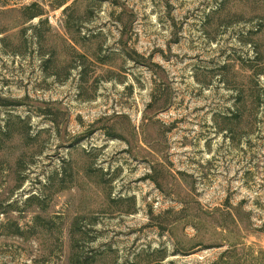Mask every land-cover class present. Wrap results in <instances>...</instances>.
<instances>
[{"label": "rangeland", "instance_id": "rangeland-1", "mask_svg": "<svg viewBox=\"0 0 264 264\" xmlns=\"http://www.w3.org/2000/svg\"><path fill=\"white\" fill-rule=\"evenodd\" d=\"M0 264H264V0H0Z\"/></svg>", "mask_w": 264, "mask_h": 264}]
</instances>
